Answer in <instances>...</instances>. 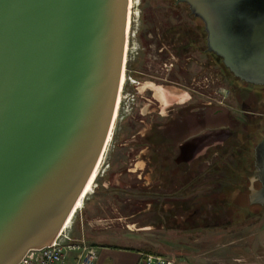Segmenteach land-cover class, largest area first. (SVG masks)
<instances>
[{"label":"water","instance_id":"obj_1","mask_svg":"<svg viewBox=\"0 0 264 264\" xmlns=\"http://www.w3.org/2000/svg\"><path fill=\"white\" fill-rule=\"evenodd\" d=\"M207 50L264 85V0H181ZM129 0H0V264L50 245L76 210L120 92ZM264 197V135L254 147Z\"/></svg>","mask_w":264,"mask_h":264},{"label":"flooded vegetation","instance_id":"obj_2","mask_svg":"<svg viewBox=\"0 0 264 264\" xmlns=\"http://www.w3.org/2000/svg\"><path fill=\"white\" fill-rule=\"evenodd\" d=\"M174 3L185 4L193 20L177 36L186 41L179 46L180 56L177 55L175 40L177 29L169 27L164 31L163 41H159L160 47L156 51L155 43L145 38H151V32L144 35L141 32L138 39L140 51L135 52L141 65L133 69L124 64L125 76L134 80L130 110L138 106L140 96L144 98L138 87L142 82H147L140 81L143 76L158 80V83H152L153 92L155 99L162 105L158 111L159 119L147 126L141 136L142 141L139 142L135 137L131 139L132 153L140 145L150 152L148 161L155 177L153 187L141 188V191L136 188L134 193H145L147 197L152 194L160 204L170 205L167 212L157 205V214L165 229L191 232L205 230L207 232L202 236H208L210 228H226L236 224L239 229H249L248 237L251 240L264 225V197L260 193L262 184L256 175L254 162V147L264 135V85H254L235 77L220 57L207 50L203 22L190 12L187 3L181 0H174ZM151 48L158 55L156 59L161 62L160 68L167 70L170 79L162 77L161 71L157 69L150 73L143 64ZM184 51L199 53L201 61L194 60V64L199 66L197 74L178 83L174 80L178 61L192 63ZM210 55L221 66V76L216 74L217 79L223 82L226 72L237 79L231 89L239 103L240 110L237 112L222 108L228 106V99L224 96L209 94ZM167 83L179 87L173 86L175 92L171 90L172 94L168 95ZM168 102H173L170 105L172 108H168ZM162 110L168 113L164 114ZM209 113L222 114L228 121L209 125ZM104 183L110 185L108 180ZM111 189L122 191L118 185ZM187 202L191 203V207L186 206L180 215H176L174 205ZM238 238L242 237L239 235Z\"/></svg>","mask_w":264,"mask_h":264},{"label":"rangeland","instance_id":"obj_3","mask_svg":"<svg viewBox=\"0 0 264 264\" xmlns=\"http://www.w3.org/2000/svg\"><path fill=\"white\" fill-rule=\"evenodd\" d=\"M133 7L131 29L128 35L131 43L128 41L130 45L128 44L129 51L126 52L125 65L133 69L141 65V60H138L135 54L140 51L138 39L141 32L143 35L151 32L153 36L151 38L145 36V38L155 43L156 51L160 47L159 41H163L164 31L169 27L177 29L175 40L179 57V46L181 42L186 41L177 36L193 21L187 13L185 4H176L174 0H138ZM153 48L147 52L146 63L143 64L150 73L157 69L161 71L162 77L170 79L167 70L163 71L160 68L161 62L156 59L158 55L154 53ZM188 52L186 54L192 59V63L187 64L184 60L178 61L174 79L178 83H183L182 79L189 80L190 75H195L199 71V66L194 64V60L200 62V54L195 51ZM208 64L209 94H218L228 99V106L222 107L224 110L239 111V103L234 93L231 92L237 79L226 72L221 82L216 75L219 73L221 76L219 71L221 66L218 60L210 55ZM140 81L148 82H142L138 86L144 98L140 96L138 106L131 110L129 108L128 112H124L122 108L118 109L112 138L104 152L93 188L86 195L82 206L74 213L70 223L72 224V236L79 238L82 233L86 242L91 244L116 243L129 247L147 245L155 248L153 250L155 253L170 257H188L196 264H263L261 261L264 262V225L257 230L251 240L248 237L249 229H239L236 224L228 225L226 228H210L208 236H202L207 232L205 230L191 232L165 229L159 220L157 205L164 208L166 212L170 205L160 204L152 194L149 195L151 198L149 199L145 193H134L136 188L141 191L143 188L153 187L155 177L148 161L150 152L140 145L137 151L132 153L131 139L135 137L139 142L142 141L141 136L147 130V126L159 119L158 111L162 106L155 99L153 92L152 83H158V80L151 76H143ZM173 86L179 87L174 84L165 86L168 95L172 94V91L175 92ZM126 88L128 89L125 86ZM190 102L195 103V101ZM172 103H166L168 108H172L170 106ZM163 113L168 112L163 111ZM191 117L194 118L193 115ZM226 121L228 119L222 114L209 113L207 123L213 125L216 122ZM258 137H260V131ZM106 180L110 182V185L104 183ZM117 185L122 191L111 189ZM167 197L165 200L168 202ZM174 206H176V215H180L186 206L191 207V203H179ZM239 235L241 239L238 238Z\"/></svg>","mask_w":264,"mask_h":264},{"label":"built area","instance_id":"obj_4","mask_svg":"<svg viewBox=\"0 0 264 264\" xmlns=\"http://www.w3.org/2000/svg\"><path fill=\"white\" fill-rule=\"evenodd\" d=\"M134 80L125 76L121 88L119 108L128 112L134 91ZM125 86L128 89H125ZM72 224L64 227L56 239L48 246L29 250L17 264H94L97 257L94 245L86 242L84 234L74 238L71 232ZM143 264H173V260L159 253L146 252L141 255Z\"/></svg>","mask_w":264,"mask_h":264},{"label":"crops","instance_id":"obj_5","mask_svg":"<svg viewBox=\"0 0 264 264\" xmlns=\"http://www.w3.org/2000/svg\"><path fill=\"white\" fill-rule=\"evenodd\" d=\"M92 245L95 246L97 252L94 264H143L141 261L143 253H155L153 251L155 248L153 249L147 245L138 247H129L116 243H92ZM166 257L172 259L173 264H196L193 259L188 257Z\"/></svg>","mask_w":264,"mask_h":264},{"label":"bare ground","instance_id":"obj_6","mask_svg":"<svg viewBox=\"0 0 264 264\" xmlns=\"http://www.w3.org/2000/svg\"><path fill=\"white\" fill-rule=\"evenodd\" d=\"M137 1L138 0H129V5H128V21H127V29H126L127 36H126V48H125V59H124V61L126 60V52L128 50V41H129L128 40V35H129L130 29H131V23H132V19L131 18H132L133 8H134L133 6H134L135 3H137ZM135 13H137V10H135ZM124 80H125V74H124V68H123L122 77H121V83H120V90L123 87ZM119 102H120V94L118 95V99H117V103H116V109H115V112H114V120H113V123H112V127H111V130H110V133L108 135V139H107V144H106V147H105V151H106L107 145H108V143H109V141H110V139L112 137L113 128H114V122H115V119H116V116H117ZM103 155H104V153H103ZM103 155L100 157V159H99V161H98V163H97V165H96V167H95V169H94V171H93V173H92V175H91V177H90V179H89V181H88V183H87L84 191L82 192L81 197L79 198V200H78V202L76 204V206H77L76 207V210L82 206L83 201H84L86 195L89 192H91V190L93 188V184H94V182H95V180H96V178L98 176V173L100 171V166L102 164L101 162H102V159H103ZM76 210L74 211V213L76 212ZM74 213H72L68 217V219H67V221L65 223V227L68 226L71 223L72 218L74 216Z\"/></svg>","mask_w":264,"mask_h":264}]
</instances>
